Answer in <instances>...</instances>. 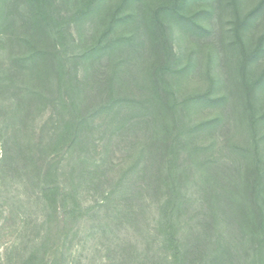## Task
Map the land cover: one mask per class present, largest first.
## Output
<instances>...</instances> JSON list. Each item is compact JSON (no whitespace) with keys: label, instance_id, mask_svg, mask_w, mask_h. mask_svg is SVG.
Segmentation results:
<instances>
[{"label":"trees","instance_id":"obj_1","mask_svg":"<svg viewBox=\"0 0 264 264\" xmlns=\"http://www.w3.org/2000/svg\"><path fill=\"white\" fill-rule=\"evenodd\" d=\"M129 1L0 0V197L20 205L21 232L30 228L31 233L9 246L8 263L47 264L50 249L59 244L55 235L63 245L78 240L79 181L93 184V195L100 197L87 214L95 220L90 233L102 232L98 240L109 245L105 264H264V105L254 106L257 90L264 87V67L256 73L251 67L264 52V34L246 43L241 40L246 22L232 28L231 43L243 53L233 92L244 93L235 94L239 111L231 116L245 138L238 152L247 161L244 170L229 174L227 158L212 147L216 139L218 146L228 147L231 116L213 107L211 113L194 115L200 112L196 104L207 110L228 95L207 90L176 100V88L160 76L181 61L171 50L170 36L168 45L162 42L165 60L143 67L134 43L129 47L134 33L116 28L131 21L132 13L119 12ZM180 8L176 0H160L150 8L145 29L153 45L167 35L164 17ZM96 10L101 27L80 33L77 42L69 24ZM186 58L182 70L189 67ZM150 69V75L144 72ZM31 82L46 92L32 90ZM39 97L46 101L37 103ZM42 103L38 114L52 106L47 134L46 128L37 131L34 121ZM147 130L152 134L141 137ZM114 135L120 161H114L117 144L109 151L106 145L103 156L92 161L93 151ZM65 160L74 184L68 190ZM106 169L116 172L115 180L101 178ZM100 209L110 214L109 229L100 225ZM39 210L37 224L33 217ZM108 235L119 244L103 238ZM118 251L122 259H115Z\"/></svg>","mask_w":264,"mask_h":264},{"label":"rangeland","instance_id":"obj_2","mask_svg":"<svg viewBox=\"0 0 264 264\" xmlns=\"http://www.w3.org/2000/svg\"><path fill=\"white\" fill-rule=\"evenodd\" d=\"M159 1L160 0H130L129 3L122 6L119 11L120 14L132 13L130 22L119 24L116 28H126L134 33L135 36H133V40L129 47H131L132 43H134V47H136L137 52L141 55L138 58L139 63H142L143 67L144 64L154 66L157 59L158 62L165 60V53H163L162 50L164 47H167L168 42L166 38L167 36H170L171 50H173V52L180 57L181 61L176 62L173 67V71L160 74V76H162V82H169L172 87L176 88V100H182V97L184 96L189 98V95L212 90L213 96H228L220 98V100L214 104H209L207 106V110H204V108H201L198 104H196L194 109L200 110V112L194 115L203 116L207 112L211 113L213 107L215 108L214 110L224 111L227 115H229V117L232 114L236 117L235 112L239 111V108L236 109V105L238 104H236V99L234 97L235 94L240 96L243 95L244 90L241 89L239 90V93H234L233 87L237 83V75L241 76L242 74L241 61L243 59V53L239 47L236 48L231 43L235 36L233 29H235L238 24L246 22L247 27L244 29L245 31H243L244 38L241 37V40L245 39L246 43H250L252 40H256L255 38H258L259 35L264 34V4L259 8V10L255 9L256 6L264 0H176V3H179L181 8L176 10L171 18L163 16L167 25V35L163 40L160 39V36L159 38H156L153 45L145 29V16L146 14H150V8ZM162 1H164V3L166 2V4H172L175 0ZM250 12H252L251 17H248V19L245 20V16ZM98 13L99 11L96 10L95 13L86 16L83 20L79 22L73 21L69 24L68 28L71 31V34L76 35L74 37L77 42L79 41L78 35L80 33L91 34L92 31L101 27ZM134 18L135 22L133 23ZM154 52L156 55H154ZM210 55H212V58L210 62H208ZM260 55L261 58H256L251 66L256 69L255 73L258 69H260L257 67H264V52ZM187 56L189 57V67L182 70V67L186 64L184 61L188 59L186 58ZM101 61V63H106V57H102ZM207 64H211L210 74L207 72ZM83 71L85 75L89 74L86 70ZM150 71H152V69L144 70L146 73L149 72L148 75H150ZM220 73H222V75H220ZM140 75H143V71ZM213 80L214 83H212ZM29 87L32 90H37L42 93H45L47 89L36 88L32 82ZM229 89L232 90L229 91ZM223 90L228 92L225 93ZM257 94L259 101L254 104L255 108L259 107V103L260 105L262 103L264 105V87L257 90ZM39 98L40 99H38L37 103L46 101L43 97ZM6 101L11 105V99L9 97H6ZM44 103L36 106L37 110L34 113V118L36 119L34 121L37 131L46 128L45 134H47V132L52 129V106L44 108V111L42 110L39 114L37 113L38 109ZM209 117L210 116H208V118ZM186 118L188 119L189 117ZM191 118L192 117H190V119ZM236 122L237 121L231 116L229 125L230 140L227 143L228 147L218 146L217 143H221L220 141L217 142L218 139L214 141L215 145L212 147L213 150L215 148V153L219 156L222 155L227 158L226 162L231 165H227L226 168L229 174H232L235 169L244 170V160L247 161L246 157H243V155L238 152V148L244 146L246 141ZM149 133L152 134L149 130L144 131L141 137H149ZM116 140L117 136L115 135L112 138L104 139L103 141L105 143L101 147V150L93 151L92 161L97 162L98 157L103 156V149L106 145L107 151H109L112 148V145L115 146L117 144ZM107 141L108 143H106ZM231 144H235V146H231ZM120 151L121 149L117 144L116 151L114 153V161L116 162L120 161ZM122 158H124V155L121 157V160ZM61 167L63 168L62 171L64 172V179L68 187L62 182L61 175L58 176L57 174V177L59 181L66 186L65 190H68V188L72 189L74 184L72 183L71 167L66 160L62 161ZM94 168V165H90L91 171ZM105 176L112 181V178L115 180L117 174L114 171L110 172L106 169L105 174L101 176V178L106 181ZM87 184L89 183L87 182ZM129 186L124 184L125 188ZM97 188L104 189L105 186L102 187V185H99ZM76 189L78 191V200L80 201L81 209L78 221L80 231L76 237L78 240L70 238L69 243L71 244L63 245L61 237L55 235V241L59 244L55 251H52V248L50 249L47 264H52V260L53 262L57 261L56 264H105V260H110L107 256L109 245L106 241L98 240V235H102V232L94 234L90 233L91 223L94 225L95 220L92 215L87 214V208L94 202H99L100 197L93 195L95 190L93 184L86 186L82 182L78 181ZM4 200V197H0V264H9V246L13 242H18L21 236H26L29 233L30 228L28 231L24 230L21 232L24 221H22L23 219L21 215H18L17 213L19 212L20 205L12 201L11 203H4ZM14 204L16 206H14ZM114 204L115 202H113L112 205ZM24 206L27 207V205ZM10 212L12 214H10ZM34 215L35 216L33 218L35 223L37 222V224H40L42 222V220H40L41 218H38L40 210L36 211ZM99 216H101L103 220L100 225L103 224L109 229L111 226L109 224V212L104 209H100ZM50 219L52 218H49V220ZM49 225H51V223H49ZM42 231L43 227L39 229V233H35L30 237L38 236ZM49 236L51 235L49 234ZM38 238L39 237H36L35 239L37 240ZM103 238L109 239L114 245L119 244V241L111 236H104ZM73 240H75V242ZM109 254L112 257H115L114 251L109 252ZM122 256L123 252L118 251L115 259H122ZM115 259L113 260L115 261Z\"/></svg>","mask_w":264,"mask_h":264}]
</instances>
